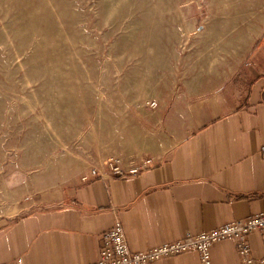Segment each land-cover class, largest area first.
Instances as JSON below:
<instances>
[{
    "label": "rangeland",
    "instance_id": "rangeland-1",
    "mask_svg": "<svg viewBox=\"0 0 264 264\" xmlns=\"http://www.w3.org/2000/svg\"><path fill=\"white\" fill-rule=\"evenodd\" d=\"M263 32L264 0H0V220L166 151L160 106L244 84Z\"/></svg>",
    "mask_w": 264,
    "mask_h": 264
},
{
    "label": "crops",
    "instance_id": "crops-1",
    "mask_svg": "<svg viewBox=\"0 0 264 264\" xmlns=\"http://www.w3.org/2000/svg\"><path fill=\"white\" fill-rule=\"evenodd\" d=\"M235 79L160 106L171 147L136 176L82 181L0 220V264H95L100 237L118 218L139 253L264 213V32ZM158 107V106H157ZM165 107V108H164ZM264 257L260 231L250 237ZM212 264H241L234 241L213 245ZM156 264H200L196 252Z\"/></svg>",
    "mask_w": 264,
    "mask_h": 264
},
{
    "label": "built area",
    "instance_id": "built-area-1",
    "mask_svg": "<svg viewBox=\"0 0 264 264\" xmlns=\"http://www.w3.org/2000/svg\"><path fill=\"white\" fill-rule=\"evenodd\" d=\"M150 106L155 109L158 105L151 103ZM261 154L264 157V146L261 148ZM152 166L153 159H148L140 165L129 167L116 165L110 173H104L93 168L85 175L83 181L88 182L91 179H105L107 177L136 176ZM257 231L262 233L264 243V213L196 235L187 231L184 237L178 241L134 253L128 245L121 221L116 218L114 226L100 237L99 260L95 264H156L167 257H176L190 252L198 254L200 264H212L211 249L213 245L225 240L235 242L241 264H264V257L257 259L254 256L250 243V237ZM15 264H24V262L19 259Z\"/></svg>",
    "mask_w": 264,
    "mask_h": 264
}]
</instances>
